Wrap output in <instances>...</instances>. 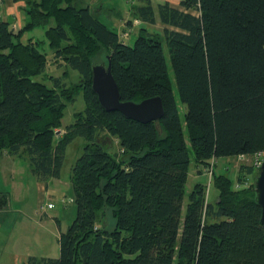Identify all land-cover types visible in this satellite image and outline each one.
Returning <instances> with one entry per match:
<instances>
[{
    "label": "trees",
    "instance_id": "trees-1",
    "mask_svg": "<svg viewBox=\"0 0 264 264\" xmlns=\"http://www.w3.org/2000/svg\"><path fill=\"white\" fill-rule=\"evenodd\" d=\"M12 1L24 3L26 22L15 32L0 20V152L25 158L46 182L60 177L67 146L85 140L69 176L76 215L59 233V254L26 264H264L251 165L233 178L213 170L215 204L194 183L182 217L190 152L202 169L211 158L264 152V0L143 1L131 9L145 25L131 45L82 0ZM156 24L157 34L146 27ZM37 27L44 40L21 41ZM45 44L51 62L76 71L77 82L66 85V71L45 75L52 86L35 79L45 72ZM101 54L121 100L159 96L162 118L141 123L102 108L91 88ZM79 93L84 109L62 127L66 104ZM107 135L119 151L98 143ZM6 203L0 193V209Z\"/></svg>",
    "mask_w": 264,
    "mask_h": 264
},
{
    "label": "rangeland",
    "instance_id": "rangeland-1",
    "mask_svg": "<svg viewBox=\"0 0 264 264\" xmlns=\"http://www.w3.org/2000/svg\"><path fill=\"white\" fill-rule=\"evenodd\" d=\"M108 1H102L100 0L99 4H95V7L92 6V14L95 15L101 22L106 24L110 29L118 32V27L116 26V18L114 16H111L106 9L104 10L105 5H107ZM134 20L131 19L132 26H129V29L121 30L119 35H126L125 41L128 44H132L134 39L137 37V28H139V24H134ZM136 28V29H135ZM12 29V28H11ZM161 25L156 24L154 26L150 27V30L153 32H160ZM44 29L43 27H37L33 31L29 32L30 36H34L35 38H39L43 35ZM157 34V33H156ZM28 35V33H27ZM122 37V36H121ZM43 52L46 53L47 56V64L45 67L44 74L38 75L35 77L38 81H43L48 86H52V82L48 79H46L45 75L59 77L62 75L64 71L68 72L67 78H64V82L66 85H69L71 83L77 82L78 80V74L76 71L70 69L67 65L64 64H54L51 62L53 52L49 49L48 46H43L42 49ZM163 51L164 56L168 65V74L169 77L172 80V88L175 93V98L177 99V93H176V86L173 79L172 70L170 67L169 62V54H168V48L166 44L163 41ZM104 65L106 64L105 57L101 54L99 56V60ZM63 80V79H62ZM178 101V99H177ZM179 103V116L181 123L184 127V114H185V107L178 101ZM84 109V101L82 99V95L79 93L75 100L73 102L67 103L64 115L61 120L62 127H65L73 122V115L75 112L81 111ZM60 133V132H59ZM185 140L188 141V137L186 134V131H184ZM98 143L101 144L104 149L111 154L114 152L119 151L118 144L114 141V139L111 136H103L102 139H98ZM85 144V140L81 137L75 138L66 148L65 150V157H64V164L61 169V175L62 180H68L71 167L74 164L75 160L81 155L83 151V145ZM191 156V162L189 165V175L191 174L192 170L196 168V165L192 159V153L190 152ZM231 159L228 161V164H223V162L226 160L225 158H218L217 164L214 162L215 173H227L230 177H234L236 172H238L240 163L243 164H250L251 158L247 156V158L243 161L238 158V156L230 157ZM221 165H223V168H221ZM259 169H257V172ZM194 173V172H193ZM32 174L28 168V165L23 161L22 159H14L13 163L6 162L5 157L0 152V193L3 195L5 194L8 198V204L2 208V211L0 212V247H3L4 253L7 254V251L10 248H15L16 243L18 245L22 243V246L17 248L22 249L23 245L32 246L33 241L31 238V234L33 232V228L36 225V221L42 219L46 223L51 224L52 232L50 233L52 244L55 243V237L58 232V228L56 227V223L54 219L47 218L44 216L46 212L50 215H57L58 219L60 220V229L61 231H65L68 225L73 221L75 215H76V206L74 204V201L68 202L69 199H73V192L72 188L70 186V183L68 186H65L62 184L60 186L59 193L56 197L50 198L49 201L54 205L53 209H46V211L43 213L40 210V206L44 205L46 207V203L49 201L47 200V197H37V193L34 190V184L32 181ZM254 175L249 176V181H253ZM199 182L202 183L206 188V200L212 204H215L218 196V190L214 186L212 182V175L209 177L207 173L202 175L196 176V178H193L191 175L188 176L187 183L185 185V195L183 198V208H182V217L184 216L186 204L188 202V193L191 191L194 183ZM42 218L38 219V217ZM24 216L26 220L24 219ZM37 217V220H36ZM181 217V218H182ZM50 219L52 221H50ZM16 220V221H15ZM18 220V224H17ZM28 220V221H27ZM31 221L32 223H30ZM24 228L27 230V237H24V231L21 229ZM37 229V228H35ZM50 237V236H49ZM26 241V242H25ZM51 245H49V248H51ZM48 248V249H49ZM3 253V251L0 250V254ZM56 253L57 252H52ZM58 255V254H57ZM4 264H9L7 261H5Z\"/></svg>",
    "mask_w": 264,
    "mask_h": 264
},
{
    "label": "crops",
    "instance_id": "crops-1",
    "mask_svg": "<svg viewBox=\"0 0 264 264\" xmlns=\"http://www.w3.org/2000/svg\"><path fill=\"white\" fill-rule=\"evenodd\" d=\"M102 1H105V0H102ZM107 1H108L107 2L108 4L105 5L104 10L106 11V9H107L108 12L111 13L109 15L114 16L116 18L115 22H116V26L118 27L117 33L120 34L121 30L122 31L125 29L128 30L129 26H132V24L129 22L131 19L134 18V15L132 14L131 9L135 5H139L143 1H147V0H107ZM148 1L150 2V4L153 7H156L157 4L163 3V2H168L171 6L178 7L179 2H180V0H148ZM99 3H100V0H82V5H88L90 10L92 9V6H94L95 10H96L97 6H95V4H99ZM23 6H24L23 2H16L15 3L12 0H2V2L0 4V20L9 22L12 30L15 32L18 29H20L22 26H24V24L26 22V15L24 13ZM133 20L135 21L137 19H133ZM141 26H145V25L139 24V26H138L139 28H137V30H135V31H137L136 33H138V30L140 29ZM146 27L150 30L151 26L146 25ZM34 29L25 32L21 37V41L25 43L29 38H32L33 40H35V39L44 40V32H43V35L39 38H35L34 36L29 35V32L33 31ZM27 33H28V35H27ZM44 46H47V45L45 44ZM59 132L61 133L62 130H60ZM114 141L116 142L115 139H114ZM1 153L5 157L6 162H8V163H13L14 159H22L28 165V168L30 170L29 163L25 158L18 157L15 155H9L6 151H1ZM230 157H233V156L222 157V158L226 159L223 162V164H228V161L231 159ZM217 159L218 158H214V162H216V164H217ZM241 164H243V163H240V165ZM215 168H214V171H215ZM221 168H223V165H221ZM202 174H204V169H202L199 166V167H196L195 169H193L190 175L193 178H196V176L202 175ZM190 175H189V171H188V176H190ZM32 177H33L32 181L34 184V190L37 193V197H36L37 199L39 197L43 196V197H47V200L48 199L50 200V198L57 196V194L59 193V190H60V186L62 184H64L65 186H68L70 183L69 178H68V180L63 181L61 174H60L59 178H49L46 180V182L37 180L33 175H32ZM209 177H211V176L209 175ZM70 186H71V184H70ZM71 200L73 201V199H71ZM49 203H51V201H49ZM7 204H8V198H7L6 205ZM4 207H2V208H4ZM2 208L0 209V212L2 211ZM44 216L47 218L54 219V221L56 223V227L58 228V232H57L58 235H56V237H55V239H56L55 243H53V245H51L52 244V240H51L52 235L50 234L52 232L51 224L46 223L45 221L40 219L43 217V215L41 217H38V219H40V220H37V217H36V220H37L36 225L33 228L34 234L33 233L31 234L33 245L27 246L25 244V245H23L22 249H19V248H17V246L21 247L22 243H20L19 245H18V243H16L17 246L15 245V248L14 247L10 248L7 251V254L4 253L3 247H0V250L3 251V253L0 254V264H4L5 261H7L9 264H26L27 260L30 256H37V257H41V256L57 257L58 256L57 255V254H59L58 237H59V233L61 231L60 220L58 219L57 215H50L48 213V211L46 212V214H44ZM24 219L26 220L25 216H24ZM51 219H50V221H52ZM29 222L32 223L31 221H29ZM17 224H18V220H17ZM35 228H37V229H35ZM21 229L24 231V234H25L24 237H27V235H26L27 230H25L24 228H21ZM49 245H51V248H49ZM54 251L57 252V254L52 253Z\"/></svg>",
    "mask_w": 264,
    "mask_h": 264
},
{
    "label": "water",
    "instance_id": "water-1",
    "mask_svg": "<svg viewBox=\"0 0 264 264\" xmlns=\"http://www.w3.org/2000/svg\"><path fill=\"white\" fill-rule=\"evenodd\" d=\"M12 30V29H11ZM91 88L97 95L102 108L107 111H119L126 118L141 123L158 121L164 114L162 100L159 96L145 98L139 102L122 101L118 85L111 71L108 57L106 65L94 63L91 66ZM59 131H57V134ZM255 202L261 209L260 222L264 226V161L254 179Z\"/></svg>",
    "mask_w": 264,
    "mask_h": 264
},
{
    "label": "built area",
    "instance_id": "built-area-1",
    "mask_svg": "<svg viewBox=\"0 0 264 264\" xmlns=\"http://www.w3.org/2000/svg\"><path fill=\"white\" fill-rule=\"evenodd\" d=\"M134 22H135L134 24H139V20H135ZM125 36L126 35H124V34L120 35V39L123 43H126ZM237 156L240 160L244 161L247 158V156H249V155L241 154V155H237ZM249 157L251 158V162L249 165H251L255 169H260V166H261L262 162L264 161V152H256V153L250 155ZM213 170H214V158H212L210 160V163L206 167H204L205 173H207L210 176L212 175ZM70 201H71V199L68 200V202H70ZM53 206L54 205L52 203L48 202V203H46V207L44 205H41L40 210L44 213L46 211V209H51V208H53Z\"/></svg>",
    "mask_w": 264,
    "mask_h": 264
}]
</instances>
